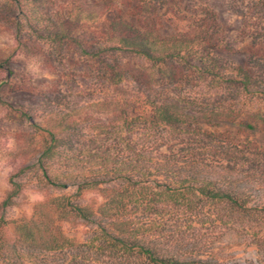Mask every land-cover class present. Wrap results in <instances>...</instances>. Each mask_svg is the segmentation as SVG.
<instances>
[{
  "label": "trees",
  "instance_id": "trees-1",
  "mask_svg": "<svg viewBox=\"0 0 264 264\" xmlns=\"http://www.w3.org/2000/svg\"><path fill=\"white\" fill-rule=\"evenodd\" d=\"M46 2L42 17L36 4L8 0L19 47L30 57L45 43L79 49L101 64L104 97L34 124L37 157L10 176L1 209L17 207L29 172L60 194L30 217L0 216V264H226L203 244L230 232L263 247L264 145L251 136L264 131V108L247 111L240 98L264 101V0L230 1L248 43L242 63L221 57L210 7L164 33L147 14L156 12L153 0H142L136 21L115 14L111 0ZM107 17L100 39L74 34ZM27 29L36 35L25 43ZM9 65L0 52V69ZM228 124L237 132L213 130ZM88 139L99 142L93 154ZM84 156L88 166L78 170ZM90 193L99 199L85 201Z\"/></svg>",
  "mask_w": 264,
  "mask_h": 264
},
{
  "label": "rangeland",
  "instance_id": "rangeland-1",
  "mask_svg": "<svg viewBox=\"0 0 264 264\" xmlns=\"http://www.w3.org/2000/svg\"><path fill=\"white\" fill-rule=\"evenodd\" d=\"M27 1L36 4L42 17H45L49 6L46 0ZM111 1L116 6L115 14L120 13L130 21L138 19V8L142 0ZM230 1L153 0L156 12L147 14L153 21L162 23L164 33H172L178 25L176 22L178 19L201 13L202 9L210 7L217 15V20L210 18V23L218 29L215 36L223 43L224 51L220 54L221 57L228 63H242L245 61L248 43L239 36L240 19L232 12ZM55 2L57 7L64 2L71 3V7L76 8L81 0ZM15 16H17L15 12L12 14L9 12L8 0H0V52L3 56L10 57V65L0 69V216L4 214L8 220L30 217L39 203L60 194L42 184L34 172H29L21 178L24 190L17 200V207L4 212L1 209V203L10 188V176L21 167L31 165L37 157L41 140L33 127L34 124L39 123L45 127L52 113L68 112L71 107L94 103L104 97V94L98 91L102 67L99 62L81 55L79 49L59 50L45 42L41 55L28 56L21 50L15 38L12 28ZM110 18L107 17L102 23L94 24L92 27H79L74 34L81 38L100 39ZM35 35V32L27 29L23 33V42L26 43ZM119 58L130 66L147 64L129 55H120ZM47 59L52 62L50 66L55 67V71L51 70ZM17 86H23L24 89L15 91ZM240 101L241 106L247 111L252 107L264 108L262 100L255 103L241 97ZM213 130L237 132L238 128L228 124ZM251 138L264 145L263 130H257ZM83 146L93 154L98 149L99 142L92 143L88 139L84 141ZM80 161L77 164L78 170L88 166L85 156L81 157ZM75 190L76 188H71L67 192L72 194ZM98 199L97 193H90L85 201ZM65 227L70 229L71 226ZM7 230L11 233L12 227ZM79 233H82L81 228ZM203 245L207 247V251L216 254L226 264H264V246L255 244L245 233L230 232L220 244L216 242L210 245L206 242Z\"/></svg>",
  "mask_w": 264,
  "mask_h": 264
}]
</instances>
